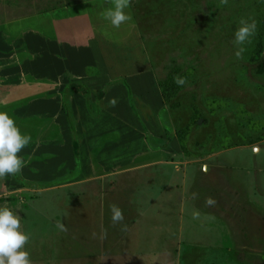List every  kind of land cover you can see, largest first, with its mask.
<instances>
[{
	"label": "rangeland",
	"instance_id": "374dc122",
	"mask_svg": "<svg viewBox=\"0 0 264 264\" xmlns=\"http://www.w3.org/2000/svg\"><path fill=\"white\" fill-rule=\"evenodd\" d=\"M111 7L0 0V111L32 137L0 207L33 264H264V0Z\"/></svg>",
	"mask_w": 264,
	"mask_h": 264
},
{
	"label": "clouds",
	"instance_id": "9594fccd",
	"mask_svg": "<svg viewBox=\"0 0 264 264\" xmlns=\"http://www.w3.org/2000/svg\"><path fill=\"white\" fill-rule=\"evenodd\" d=\"M132 0H111L113 7L106 9L101 13V17L110 21L113 27L119 28L122 24L129 22L132 17L125 12V9L131 7ZM222 5H227L228 0H221ZM240 27L234 34V44L242 46L251 43V38L255 35L257 23L255 20L249 22L246 19L240 20ZM244 47H238L235 55L242 58ZM175 83L183 86L187 83L186 78L177 76ZM112 106L116 101L113 100ZM31 135L22 133L13 117L6 111H0V179L6 176L18 175L23 167L24 160L18 154L29 145ZM206 170V169H205ZM198 194L193 193V198ZM206 207H214L217 201L213 197L205 199ZM111 212V224L116 226L123 224L124 213L117 204L109 206ZM199 212L193 213V219H199ZM56 228L61 232H67L65 224L58 222ZM124 225L121 230H126ZM104 237H107V230H103ZM30 234H26L21 224V216L7 206L0 207V264H33L31 253L26 249L30 242Z\"/></svg>",
	"mask_w": 264,
	"mask_h": 264
},
{
	"label": "trees",
	"instance_id": "16d2710c",
	"mask_svg": "<svg viewBox=\"0 0 264 264\" xmlns=\"http://www.w3.org/2000/svg\"><path fill=\"white\" fill-rule=\"evenodd\" d=\"M258 70H259L260 72H264V64H263V63H260V64H259V68H258Z\"/></svg>",
	"mask_w": 264,
	"mask_h": 264
}]
</instances>
